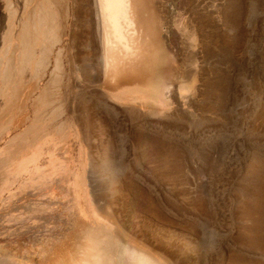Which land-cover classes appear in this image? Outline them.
Listing matches in <instances>:
<instances>
[{"label": "rangeland", "instance_id": "rangeland-1", "mask_svg": "<svg viewBox=\"0 0 264 264\" xmlns=\"http://www.w3.org/2000/svg\"><path fill=\"white\" fill-rule=\"evenodd\" d=\"M55 1L57 21L68 32L63 44L37 67L29 66L21 48L34 80L17 90L16 132L26 130L25 139L37 146L20 158L24 140L12 150L1 146L0 176L9 169L25 181L40 175L41 146L53 141L46 135L72 141L68 152L57 153L65 158L60 167L43 168L54 182L27 185L10 196V208H1L0 260L38 264L49 244L70 248L83 227L74 216L84 214L85 183L97 200L88 211L106 223L114 246L138 245L172 264H264V0H155L172 90L195 76L196 59L204 68L202 98L184 92L185 104H156L162 114L155 116L129 103L103 105L99 49L84 26L88 17L77 7L80 0ZM59 50L63 77L53 88ZM76 177L83 179L79 186L72 184ZM8 186L14 191L19 184ZM10 193L2 197L6 202Z\"/></svg>", "mask_w": 264, "mask_h": 264}, {"label": "bare ground", "instance_id": "bare-ground-1", "mask_svg": "<svg viewBox=\"0 0 264 264\" xmlns=\"http://www.w3.org/2000/svg\"><path fill=\"white\" fill-rule=\"evenodd\" d=\"M63 1L69 4V0ZM54 3L57 1L24 0L22 8L8 5L11 16H17L19 19L21 16L19 27L23 40L20 49H26L25 52L27 51L30 56L29 66H33L38 61L36 59L38 56L34 54L35 45L42 48L41 54H44L48 64L54 48L63 44L68 36L67 27H61L59 18V23L57 21L58 15L52 6ZM155 5H157L155 0H80L78 2L77 7L83 9L88 17L84 26L94 35L99 49V59L97 58L99 77L96 80L97 83L99 82L98 94L103 105L111 106L113 102L129 103L135 107L145 108L155 116L160 112L156 104L170 106L171 99L185 104L186 98L183 93L191 90H194L199 98L204 95L203 62L197 59L195 76L189 82H180L176 90H172L171 82L164 75V67L169 62L170 56L164 49L160 37L161 28L155 15ZM67 7L69 8V5ZM170 8L181 16L182 13L174 5L170 4ZM90 15L93 22L90 20ZM197 45L199 53H204L203 38ZM28 55L22 53L20 64L23 62V56ZM53 67L52 79L49 83L54 84L52 86L54 88L63 77L62 50L55 54ZM81 189L80 205L84 214L74 216L83 221L79 236L70 248H68L69 244L63 247H66V250H60L56 244H49L51 248H47L45 258L39 260L38 264H172L162 256L138 245L114 246L109 239L106 223L94 211H88L89 203L97 204L94 192L90 189V196L85 183L81 185ZM99 212L107 215V211ZM72 230H75V226ZM0 264H13V262L10 256H4Z\"/></svg>", "mask_w": 264, "mask_h": 264}, {"label": "crops", "instance_id": "crops-1", "mask_svg": "<svg viewBox=\"0 0 264 264\" xmlns=\"http://www.w3.org/2000/svg\"><path fill=\"white\" fill-rule=\"evenodd\" d=\"M21 2V3H19ZM24 0H0V148L3 146L4 151L12 150L13 145L15 144L17 139H21V141L24 140V143H27L28 146H25L23 149V152H19L18 158L21 156H26L30 154L34 148H36L37 145L32 146V140L25 139L26 137V130H21L20 132H16L17 127V104H18V88L22 87L26 90V88L29 86H32L33 82V70L26 69V65L28 62L24 60L25 62L21 65L18 57L22 55V51L20 49L21 47V41L23 40V35L20 32V19L17 16H12L9 11L10 4L16 5L19 8L23 7ZM21 4V5H20ZM20 5V6H19ZM15 18V19H14ZM13 19V20H12ZM17 19V20H16ZM14 22V23H13ZM18 24V25H16ZM13 33V34H12ZM19 46V47H18ZM41 47L38 46L34 50V54L36 57L37 64H35V67L40 65H47V61L39 59ZM17 52V53H16ZM10 60V61H9ZM22 66V71L21 68ZM34 67V68H35ZM5 73V74H4ZM28 95L23 94L22 100L24 102L29 99ZM22 102V101H20ZM13 136L12 138H10ZM52 137V142H47L44 146H41L42 155L38 158V161L35 165V167L41 168L40 175H30L29 180L25 181V178L20 177H13L12 175H9V170H5V173L7 172V175L4 177L0 176V211L1 208L6 210L7 208H10L12 198L14 196H17V194L22 193L24 190H28L27 185L32 187L33 183H49V181H55V176L48 177L47 175L43 174V168L44 167H54L59 166L62 164L61 160H65L64 156L61 157L58 155V152H68L70 145L69 142L72 141V139L69 138H59L58 136L54 134L46 135L45 139L48 140V138ZM8 140V141H7ZM7 141V142H6ZM46 141V140H45ZM49 143V144H48ZM39 144V143H37ZM51 150V151H49ZM52 154V160H54L53 164L49 163V153ZM84 157V156H83ZM16 158V160L18 159ZM78 162H82L83 158L80 156V158H77ZM80 166V163L78 164ZM6 169L8 167H13L12 165L4 166ZM33 165L30 167L32 169ZM82 178L76 177L75 180H73L72 184H76L79 186L80 183H82ZM52 182V183H53ZM64 182V181H63ZM9 184H19L18 187L13 189H9ZM21 185H24L23 187ZM79 188V187H78ZM17 189V190H16ZM79 190V189H78ZM25 191V192H26ZM9 192L12 195H8L5 199H11L8 202L4 200V196H6ZM11 196V197H10Z\"/></svg>", "mask_w": 264, "mask_h": 264}]
</instances>
